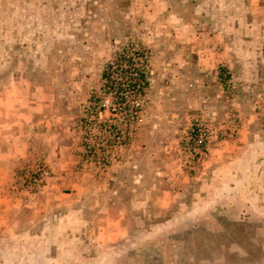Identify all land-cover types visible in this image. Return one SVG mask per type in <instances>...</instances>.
I'll return each mask as SVG.
<instances>
[{
  "label": "rangeland",
  "instance_id": "374dc122",
  "mask_svg": "<svg viewBox=\"0 0 264 264\" xmlns=\"http://www.w3.org/2000/svg\"><path fill=\"white\" fill-rule=\"evenodd\" d=\"M163 1L213 26L200 105L154 41L159 0H0V134L24 119L32 141L0 177V264H264V0Z\"/></svg>",
  "mask_w": 264,
  "mask_h": 264
},
{
  "label": "crops",
  "instance_id": "0c3cea01",
  "mask_svg": "<svg viewBox=\"0 0 264 264\" xmlns=\"http://www.w3.org/2000/svg\"><path fill=\"white\" fill-rule=\"evenodd\" d=\"M183 1L184 0H180V2ZM158 6L162 9L158 11L159 13H156L155 18L159 20L161 25L160 28H156L157 35L154 36V41L157 39L159 45L165 46L167 43H170V48H172L170 49L172 58L169 60L168 66H165V68L176 75L175 77H178L177 81L179 83L180 81H183L185 77L190 76L189 81H191L192 86L195 88L194 91L196 98L194 97V100H197V103L200 105L201 101L206 100L204 94L206 93V87L209 83L210 66L214 65L213 62H210L209 55L218 54V52L213 51L212 46L210 45L212 36H215V34H212L211 30V27L213 26L210 22H204L206 20H201L198 15L185 17L184 13L181 11L180 13L175 14L170 13L163 0H159ZM209 19L210 21L212 20L211 17H209L208 20ZM166 50L169 53V50ZM167 51L165 52L167 53ZM221 52L227 55L226 51ZM166 53L165 55L168 54ZM161 55H156V58L154 59L155 70L163 69L161 66L162 63L158 62ZM221 58L222 59H218V61L223 60V56H221ZM226 64H228V62ZM198 94L200 95L199 97L197 96ZM18 122L21 123L19 124ZM15 128V136L11 138L9 137V140L4 139L6 137L5 134H0V171L3 170V166L5 167V170H3L4 173L0 172V177H5L8 180L11 178V173L13 171L12 168L14 166L16 168L24 162V159L28 158L31 153L30 145L32 141L29 139V123L24 119L22 121H15ZM226 157L227 156H225V158ZM63 193L59 192L58 194L61 195V197L67 195L66 193ZM68 196L73 198L76 196V199L78 198L73 192L68 194ZM176 196L177 192L170 191L161 196L160 198L163 206L175 202ZM66 197L67 196H65V198ZM79 202L80 198L79 200L77 199L76 204H79ZM107 202L108 216L101 225L103 229L107 228L109 230L113 227V224H120L123 216H117L110 212V210L112 211V205L115 204L112 192H109ZM66 213L67 211L60 213V216L65 217Z\"/></svg>",
  "mask_w": 264,
  "mask_h": 264
},
{
  "label": "built area",
  "instance_id": "2783aa9c",
  "mask_svg": "<svg viewBox=\"0 0 264 264\" xmlns=\"http://www.w3.org/2000/svg\"><path fill=\"white\" fill-rule=\"evenodd\" d=\"M141 57L146 58V55L145 54H142ZM125 63H127V61H125ZM129 67H128V69H129ZM130 69L132 71H135L133 66L130 67ZM133 73H134V75L136 74V72H133ZM133 84H135L137 86V88H136V90H137V100L132 105V108H134V110H135L133 112V114H136V111L138 110V108L141 107V100H140V98H141V95H142V91H141V89H139V87H140L141 84L143 85V82L141 80L139 81V79L137 78L136 80H134V83ZM135 85H132L133 88H134ZM120 93H121L120 99L123 101L121 103H124L125 104L127 102L125 98H127L126 96L128 94V90L126 88H123V90ZM124 112H125V110H124ZM201 127H202L201 124L196 123L195 124V127L192 128V132H194L195 135H199V137H201V139H202V136L205 134L204 130H207V129L201 128ZM105 128H107V127H105ZM108 128L109 129L107 130V132L110 134V137H112V140H114L115 138L118 139L121 136V135H119L121 133V131H119L118 129H116V128L113 129L111 127V125H108ZM105 161H108V158L107 157L105 158ZM46 173H47V170L42 169V171L39 172L38 176H42V175H44ZM34 180H35V178H34Z\"/></svg>",
  "mask_w": 264,
  "mask_h": 264
},
{
  "label": "trees",
  "instance_id": "16d2710c",
  "mask_svg": "<svg viewBox=\"0 0 264 264\" xmlns=\"http://www.w3.org/2000/svg\"><path fill=\"white\" fill-rule=\"evenodd\" d=\"M125 51V50H124ZM123 54V53H122ZM121 57V56H120ZM123 58V57H122ZM127 61V64L132 67L133 65V62L131 60V58L129 57V59L126 60ZM127 70L129 73H133V72H136V78L139 79V81L141 80L143 82V86L146 85L147 81H146V75H145V72L144 70L142 69H139V68H134L135 71H132L131 69ZM105 76H107V74H105ZM130 78V77H129ZM119 90H120V85L119 87L116 89V93H119Z\"/></svg>",
  "mask_w": 264,
  "mask_h": 264
}]
</instances>
